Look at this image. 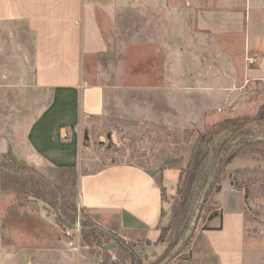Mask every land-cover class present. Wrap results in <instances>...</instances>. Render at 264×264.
Returning a JSON list of instances; mask_svg holds the SVG:
<instances>
[{"label": "rangeland", "instance_id": "374dc122", "mask_svg": "<svg viewBox=\"0 0 264 264\" xmlns=\"http://www.w3.org/2000/svg\"><path fill=\"white\" fill-rule=\"evenodd\" d=\"M101 3L113 7L111 16L99 12L96 18L107 50L85 59L83 81L104 88L108 112L102 118L78 120L75 136L73 128L59 140L73 146L74 167H53L31 145L32 135L52 132L56 136L50 128L64 115H46L45 109L70 108V100L26 87L32 78L24 74L17 51L12 44L0 48V157L39 171L79 210L78 220L75 214L74 223L63 226L58 211L41 201L18 207L10 195H0L3 264H180L188 260L209 212L219 207L217 193H211L182 244L168 253L167 246L160 244L165 246L162 254H147L150 243L143 237L123 239L104 228V221L98 223L86 214L80 199L85 205H107L117 202L108 195L132 200L139 188L145 201L151 193L156 199L157 186L141 172L183 167L199 134L226 119L258 115L264 124V78L255 73L264 50L243 46L242 16L226 26L234 31L195 27L192 32L196 17H191V9L178 11V0ZM188 3L182 2L190 7ZM263 130L257 127L256 135ZM35 140L39 146L48 141ZM243 167L264 171V157L247 153L234 159L219 176L221 189L231 188L229 174ZM81 210L97 227L117 235L130 253L113 252L112 241L89 244L80 228ZM244 210V264H264V198L248 201Z\"/></svg>", "mask_w": 264, "mask_h": 264}, {"label": "crops", "instance_id": "0c3cea01", "mask_svg": "<svg viewBox=\"0 0 264 264\" xmlns=\"http://www.w3.org/2000/svg\"><path fill=\"white\" fill-rule=\"evenodd\" d=\"M103 1L108 0H0V48L12 44L17 51L24 66V74L32 78L26 87L56 99L67 96L71 102L70 108L45 109L46 115H64L59 122L55 119L57 123L50 128V131H56V136L50 132L49 135L37 134L31 137V145L57 169H68L76 163L71 143L59 141L67 136L66 132L74 128L73 136L78 120L102 118L108 112L105 108L104 88L88 86L83 81L85 59L97 58L107 50V43L96 18L99 12L111 16L113 7L101 3ZM144 1L150 3L151 0ZM178 1V11L183 14V7L191 9V17H196L194 23L191 22L192 32L195 27L207 32L234 31L226 26L237 23L234 18L242 16L243 46L257 52L264 50V0ZM182 2H189L190 7L183 6ZM260 55V68L255 73L262 79L264 53ZM35 139L48 141H43L44 145L39 146ZM117 166L124 165H113L111 168ZM180 168L161 167L141 172L152 185L157 186L159 194L156 199L151 193L145 201V192L139 188L138 192L135 190L134 196L139 195L132 200L108 195L112 198L109 200L117 202H108L107 205H85L79 195L80 205L92 219L98 223L104 221L101 225L121 238L143 237L150 243L145 250L147 254H162L165 246L156 242L160 230L169 221L170 198L175 193ZM170 172L173 173L171 176ZM162 193L167 202L162 201ZM217 196L219 207L209 212L206 227L198 234L197 248L191 251L188 260L180 264H244L243 193L232 188H222ZM212 213L214 215L208 219ZM1 220L0 214V264H3L6 251L3 247Z\"/></svg>", "mask_w": 264, "mask_h": 264}, {"label": "trees", "instance_id": "16d2710c", "mask_svg": "<svg viewBox=\"0 0 264 264\" xmlns=\"http://www.w3.org/2000/svg\"><path fill=\"white\" fill-rule=\"evenodd\" d=\"M260 120L262 118L258 115L226 119L199 134L188 160L179 169L175 193L170 198L169 221L160 230L156 242L167 246L165 253L182 244L186 231L211 193L221 191L219 176L234 159L247 153L264 157V130L261 136L255 133L257 127L264 129ZM229 183L232 189L243 193L245 205L255 198H264V171L260 168H237L229 174ZM0 195H10L18 207L41 201L58 211V222L63 226L75 221L74 204L61 188L39 171L4 157H0ZM161 198L164 202L168 201L163 193ZM80 222L83 237L89 244L92 240L112 241L113 252L130 253L127 244L117 235L97 227L83 210L80 211Z\"/></svg>", "mask_w": 264, "mask_h": 264}, {"label": "water", "instance_id": "95a60500", "mask_svg": "<svg viewBox=\"0 0 264 264\" xmlns=\"http://www.w3.org/2000/svg\"><path fill=\"white\" fill-rule=\"evenodd\" d=\"M76 216H77V220H78V217H79V210L78 209L76 211Z\"/></svg>", "mask_w": 264, "mask_h": 264}, {"label": "built area", "instance_id": "2783aa9c", "mask_svg": "<svg viewBox=\"0 0 264 264\" xmlns=\"http://www.w3.org/2000/svg\"><path fill=\"white\" fill-rule=\"evenodd\" d=\"M249 62L250 63H253L254 62L253 58H250Z\"/></svg>", "mask_w": 264, "mask_h": 264}]
</instances>
